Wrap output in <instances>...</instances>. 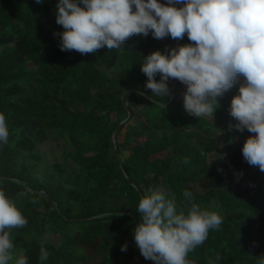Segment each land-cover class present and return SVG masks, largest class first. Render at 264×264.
Segmentation results:
<instances>
[{
    "label": "trees",
    "instance_id": "16d2710c",
    "mask_svg": "<svg viewBox=\"0 0 264 264\" xmlns=\"http://www.w3.org/2000/svg\"><path fill=\"white\" fill-rule=\"evenodd\" d=\"M57 2L0 0V113L9 130L0 144V190L28 221L11 230L15 248L29 264H40L41 243L49 252L43 264H155L133 239L139 200L152 189L185 206L188 190L202 210L223 218L188 254L190 264H257L264 172L242 153L255 134L238 131L230 115L243 77L217 98L212 119L185 111L184 84L175 79L171 95L153 101L141 64L173 48V39L149 32L127 39L123 50L61 51ZM50 140L63 142L59 161L42 150Z\"/></svg>",
    "mask_w": 264,
    "mask_h": 264
},
{
    "label": "clouds",
    "instance_id": "9594fccd",
    "mask_svg": "<svg viewBox=\"0 0 264 264\" xmlns=\"http://www.w3.org/2000/svg\"><path fill=\"white\" fill-rule=\"evenodd\" d=\"M55 15L64 29L58 34L61 51L82 55L105 46L110 51L123 50L133 35L147 37L151 32L158 40L169 36L182 40L186 34L190 43L164 52L156 50L143 58L141 71L153 101L169 97L168 81L175 79L186 85L185 111L212 119L219 106L217 98L243 77L238 94L231 99L230 115L237 121L234 127L238 131L255 134L246 140L242 153L250 165L264 172V0H166L163 4L159 0H58ZM8 137L6 117L0 113V144L6 145ZM169 197L149 189L139 200L140 223L133 239L141 255L155 264H190L188 254L206 241L209 230L218 228L223 218L202 210L188 190L183 191L185 206L178 207L174 194ZM27 223L0 190V264H29L11 235L12 229ZM48 256L41 243L40 264ZM257 264H264V256Z\"/></svg>",
    "mask_w": 264,
    "mask_h": 264
},
{
    "label": "rangeland",
    "instance_id": "374dc122",
    "mask_svg": "<svg viewBox=\"0 0 264 264\" xmlns=\"http://www.w3.org/2000/svg\"><path fill=\"white\" fill-rule=\"evenodd\" d=\"M187 43H190V41L189 40H187L186 42H181V41H177V40H169L168 41V44L173 46V48L176 47L178 44L182 45V44H187ZM185 91H186V85H183L181 92H180V97L182 100H183V93ZM121 137L122 136H120V138ZM61 142H57L55 140H50L47 143H45L44 145H42V150L47 153V158L50 161L61 160V152H62V148H63V142H62V144H61ZM245 170L248 173H251L253 168H248ZM131 264H140V263L137 261H134Z\"/></svg>",
    "mask_w": 264,
    "mask_h": 264
},
{
    "label": "water",
    "instance_id": "95a60500",
    "mask_svg": "<svg viewBox=\"0 0 264 264\" xmlns=\"http://www.w3.org/2000/svg\"><path fill=\"white\" fill-rule=\"evenodd\" d=\"M175 89H176V86H175V82L173 81V89H172V96H171V100H173L174 98V95H175ZM131 91V89H129V91L127 92V96H126V99L128 98V95H129V92ZM121 125V123L118 124L117 128ZM115 132L116 130L113 132V135H112V149H113V153L115 156H117V153H116V139H115Z\"/></svg>",
    "mask_w": 264,
    "mask_h": 264
}]
</instances>
